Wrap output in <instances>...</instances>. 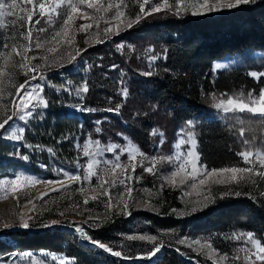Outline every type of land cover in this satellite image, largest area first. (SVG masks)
<instances>
[{"label": "rangeland", "instance_id": "1", "mask_svg": "<svg viewBox=\"0 0 264 264\" xmlns=\"http://www.w3.org/2000/svg\"><path fill=\"white\" fill-rule=\"evenodd\" d=\"M6 2L10 4L12 0H7ZM103 2L106 5L109 0H103ZM112 2L118 3L119 0H112ZM140 2H142V0H123L124 7L121 10L124 12V16L122 17L123 23L120 25L123 30L120 31L118 36H112L110 39L108 34L104 32V27L106 23L111 24L113 26L112 30L115 31L116 21L113 18L114 12L96 13L82 5V11L88 12L89 15L84 19H74L73 23L70 25L67 39H70L72 43H65L66 38L61 37L59 44L55 41L48 42L45 43L44 47L41 49H36L33 46V50L29 51L27 55L29 58L35 56L37 59H30L26 62L27 66L24 68L20 67V63L24 62L21 56L13 52L12 49L13 46H15L18 51H22L23 48L27 46V41L20 39L21 32H25L26 34L27 21L26 19L23 22L19 20L20 16L26 17V12L21 10L25 6L21 4V0H17L18 6L11 10L13 14L0 17V36L4 40L3 45L0 47V121L5 117V113L9 115L12 114V99L16 95V90L26 79H30L32 74L31 69L37 65H39L37 72L43 74L48 82L44 85L41 95L44 99L51 102V106L47 108L45 118L42 121L37 119L28 123L23 134V141L16 142L0 138V141L4 144L10 142L13 149L17 148L19 151L26 148L23 146L24 144L40 146L35 151L31 152L26 148L27 151H25V154L29 155V160L20 161L17 164L16 170L6 169L5 172L7 173L0 176V181H3V183H0V228H2L4 224L15 225L19 223L21 217L28 219L29 217L37 216L41 217L44 222H49L54 219L83 222L90 218H99L103 223L105 220L111 218L113 214H119L125 204L127 205L125 211L131 214L137 212L159 214L162 211L169 212L172 208H175L178 211L174 216L186 217L197 213L186 215L187 212L191 211L190 205L202 207V204L197 203V201H202L204 197L198 196L197 192L203 191L204 195H209L218 202L227 198H237L232 195L237 191L242 193L241 196L248 195L251 197L257 190L264 189V179L256 176L255 173L250 177L246 174H238V182L232 183L224 182L226 179H230L231 174L218 173L211 178L198 175L196 180H188L185 185H179V180L184 175L182 173L181 177L175 178L176 185L179 186L173 185L171 173L179 164V161L176 160V156L182 153L183 158H187V150L191 141L177 148L175 147L179 142L177 132L181 129L178 125H170L162 131H158L156 128H153V122L150 125L147 122L148 116H150L151 113V108H155L156 105H151V102L148 101L146 95H144L142 83L145 82L144 80H146L147 77L140 73L151 70L155 73L153 75L154 77L162 80L158 73L166 69L168 72H172V68L166 65L164 59L151 62L152 67L150 68V57L152 55H163L164 51L159 49L157 43H151L150 38L145 35L139 37L141 40L140 42L134 40H121L124 32L128 30L125 29V25L128 22H132L134 26L136 23V14L139 12ZM169 2L172 3L173 0H169ZM191 2L192 0H189V12L181 16H188L192 21L202 20L208 16L229 11L225 9L205 16H192L190 7ZM211 2H215V0H211ZM61 10H64L63 6ZM161 15L164 14L154 15L142 21L155 20ZM34 19L40 20V23L35 25L32 29L34 39L36 37L37 28H47L49 36L64 30L63 20L65 17L58 16L55 13H50L43 18L34 17ZM21 23H24L25 27H19ZM85 23L91 25L87 31L81 30L80 28V25ZM134 34V31H132V38H135ZM5 44L8 45L7 48L4 47ZM121 44L126 45V47L118 48L117 46ZM49 47H57L59 50L57 53H49L46 51ZM149 48H152L153 51L149 52ZM78 49H87V51L83 53V59H81L77 65H69L64 69H59L57 65L56 70L47 69L43 57H47L49 63L56 60L58 63L66 64L68 57L74 55ZM216 63L227 64L225 61L214 60L211 68L212 71L219 72L229 68L214 69ZM13 65H15V67H13ZM113 65L116 66L115 69H113ZM85 69H87V71H85ZM251 71L262 72L264 69H251L244 74L247 75V73ZM121 73H124L123 85L121 84ZM248 77L252 78L250 76ZM252 79L256 84L261 81H257L255 78ZM68 81H71L75 87H80L87 82L89 92L84 97L83 105L87 108H96L101 111L96 113H82L68 107V105H78L81 103L80 100L75 97L74 91L72 95L63 91L57 92V89L68 87ZM33 83H39V81H33ZM122 86L127 88L128 96L126 99H123L121 95L117 94ZM242 88L244 91L237 96L227 95L225 92L219 94L211 93L205 96L204 102L215 106L220 100H226L228 96H231L233 99H240L242 96L246 97L248 92H253L254 95H258L259 90L264 88V84L258 89L255 85L249 88V90H245L248 87ZM245 102H248L247 99H245ZM117 106L120 107L119 114L102 111L107 108L115 109ZM62 108L68 110L70 114L80 117L87 116V119L90 121L89 126L82 124L80 127L81 129L79 128L80 130H75L72 126H67L64 132L66 135H60L58 139L59 142L63 140L62 138L64 136L72 137L70 140L73 143L72 149L68 148L67 151L57 150L55 147L43 143V134L41 136L35 135L36 138L31 137V139L27 137L26 134L28 130L34 127L38 130L44 125L49 110L53 109L57 112L58 110L61 111ZM41 110L43 111L42 108ZM97 120L104 121L99 125L102 129L101 133L95 131L96 125L94 121ZM23 126V122L14 121L13 128L9 129L7 135H10L12 131H16L19 127ZM160 133L163 134L162 137L159 135ZM137 134L146 137V141L139 139L140 137H138ZM189 134L192 135V139L195 141L196 147L194 150L199 155L200 162L207 165L202 156L200 141L195 134L184 133V138L187 140ZM52 135L54 137H52ZM47 136L52 142L57 138L56 133H52V131H48ZM161 139L164 141L163 144H160ZM97 140L100 141L99 146L95 143ZM110 143L120 145L121 148L138 149L139 153H143V156L139 154L136 155L135 163L137 164V168L135 174H132L130 171L124 172L121 169H117V173L120 174L121 178H123L124 175L132 177L127 181V184L132 187L133 191L129 194L125 192L123 186L118 189H113L111 192V206L108 207L106 206V202L109 200V197L101 195L103 189L100 185L102 181L112 179L113 174L111 173V166L104 165L103 163L95 165L93 171L97 172L98 175L93 176L90 180H84L83 177L86 175V164L89 160L113 159L111 153L102 152V149ZM77 145H79V147H77ZM158 145L159 147H157ZM12 147H8L7 150L10 151ZM48 148L53 149L54 155L47 151ZM85 150H87L90 155L84 156L83 153ZM250 152L255 154L259 151ZM153 157H155L154 162L152 160ZM236 158L237 163L229 167L248 166L239 156ZM253 159H255V156H253ZM127 160L128 153L121 154L120 161L123 163ZM77 162L85 166L80 169V181L74 183L59 174V169L61 168L70 173H75ZM153 163V173L143 171V166L153 165ZM41 164L46 165L47 170L40 167ZM208 169L211 168L208 167ZM190 170L191 165L189 164L186 171ZM17 175L21 176V188L13 192L9 181ZM137 176L140 177L139 180L136 179ZM28 177L43 180L59 179L65 187L61 188L60 184L48 185L45 183L29 185L26 182ZM240 177L243 178L240 179ZM200 178L206 179V187L201 188L198 186L196 190H192L190 187L191 183L198 184ZM218 180L220 182H217ZM81 189L83 190L81 191ZM188 191H191L192 194L190 196L184 195V193ZM175 192L178 194V198L181 202L180 206H174L167 201V197L169 196L167 193L172 194ZM93 196H99V200L91 199ZM85 199H88L87 205L84 204ZM211 205L213 204H210L208 207ZM60 212H64L66 215L61 217L59 216ZM57 227L73 233L72 228L65 224H57L51 228ZM15 230L35 232L43 231L44 229H24L15 227L6 230L4 233H0V257L5 258L4 264H7L8 259L12 257L13 253L19 254L24 252H31L37 256V258H45L42 257L41 254L48 253L55 254L57 257L65 256L68 259H73L63 253L45 249H21L18 247L17 242L10 237V234ZM141 235L146 236L145 234H131L130 236ZM181 239L185 240V243L182 245L196 254L209 258L216 264H236V262L237 264H250L249 261L245 260V251L241 259L236 260V262L231 259L233 256L230 255H228V260H220L219 256L224 253L220 252L209 240L201 237H182ZM197 240L200 241V244L194 243ZM99 241L103 242L102 240ZM4 242L10 245L9 252H3L2 244ZM80 242L91 246L87 241ZM208 244L211 245L210 248L206 246ZM94 249L102 252L99 249ZM47 260L48 264H59V260L51 261L50 255L47 257ZM13 264H30V260L27 258L16 259Z\"/></svg>", "mask_w": 264, "mask_h": 264}, {"label": "trees", "instance_id": "2", "mask_svg": "<svg viewBox=\"0 0 264 264\" xmlns=\"http://www.w3.org/2000/svg\"><path fill=\"white\" fill-rule=\"evenodd\" d=\"M132 31L135 38H132ZM141 35L150 38L151 43H157L160 50H167L165 63L172 68V72L166 69L158 73L162 80L151 76L142 83L147 100L156 105L148 116L149 125L153 122V128L162 131L176 124L183 127L185 134L194 133L209 168L235 165L237 154L242 151L264 153V116L247 112L224 114L222 109L204 102L205 96L211 93L237 96L244 91L242 87L249 90L255 85L258 89L264 84V80L256 84L244 74L251 69H264V0L202 20L161 15L155 20L135 23L124 32L121 40L140 42ZM3 42L0 36V47ZM214 60L232 63L228 69L217 72L211 69ZM189 120L194 122L193 128L186 127ZM82 124L89 126L87 116L70 114L65 108L57 112L51 109L44 125L38 130L35 127L28 130L26 135L31 139L43 134V143L67 151L73 148V143L70 140L59 142L60 135H66L67 126L78 130ZM48 131L56 133L54 142L48 138ZM137 136L143 141L147 139ZM8 147H12L10 142L0 141V176L7 173L6 169L16 170L17 164L23 161L14 155L17 148L8 151ZM25 151L27 149L23 148L19 152L23 155ZM262 192L264 189L257 190L251 197L227 198L186 217L167 215L168 211L159 214L137 212L129 216L113 214L102 227L90 230V235L113 250L121 251L122 256L137 257L151 250L152 245L147 241L127 240L131 234L156 236L157 243L167 245L157 256L138 261V264H216L180 244L178 241L182 237L207 239L220 252L233 257L238 255L241 259L243 249L250 248L251 244L244 238L236 240L234 235L252 232L264 243ZM167 194V201L174 206L181 205L176 192ZM73 236L70 231L58 227L35 232L15 230L10 234L21 249L63 253L74 258L76 264H131L99 252ZM9 246L4 242L3 252H9Z\"/></svg>", "mask_w": 264, "mask_h": 264}, {"label": "snow or ice", "instance_id": "3", "mask_svg": "<svg viewBox=\"0 0 264 264\" xmlns=\"http://www.w3.org/2000/svg\"><path fill=\"white\" fill-rule=\"evenodd\" d=\"M256 3V0H215V2H211V0H192L191 2V15L192 16H205L209 15L215 12H220L225 9H234L242 5H249ZM21 4L24 5L21 10L26 12L25 16H20L19 20L23 22L25 19L27 21V28H26V34L25 32L20 33V39L27 41V46L23 48L22 51H18L15 46H13L12 51L15 52L17 55H20L22 58V61L20 63V67L24 68L27 66V63L30 59H37V57H31L29 58L27 53L29 51L33 50V46L36 49H41L44 47L45 43L55 41L57 44L60 43V38H66L65 43L71 44L72 41L70 39H67L68 37V29L70 25L73 23L74 19L80 18L84 19L86 18L89 13L82 11L81 6H86L87 9H91L96 13H107L109 11L114 12L113 18L116 21L115 31L112 30V25L106 23V26L104 27V32L108 34L109 39L112 36H118L121 29L120 25L123 23L122 17L124 16V12L121 10L124 7L123 0H119L118 3L112 2V0H109V2L105 5L103 0H21ZM219 5V6H218ZM17 0H12V2L9 4L6 2V0H0V17L13 14L11 10L15 7H17ZM30 6V7H27ZM63 6V11L61 10V7ZM147 6V7H146ZM189 12V0H173L172 3L169 2V0H142V2L139 3V12L136 14V23L141 22L145 18H150L154 15H158L163 13L164 15H175L177 17L181 16L182 14H186ZM50 13H55L58 16H63L65 19L63 20V28L64 30L62 32H56L55 35L49 36L48 35V29L47 28H37L36 29V37L33 38V27L35 25H38L40 23L39 19H34V17H45L46 15ZM15 23V21H14ZM19 27H25L24 23H21ZM90 24H81L80 28L81 30L87 31L88 28H90ZM133 27L132 22H128L125 25V29H131ZM103 42V41H101ZM5 48L8 47L7 44L4 45ZM118 48L126 47V45H118ZM57 47H49L46 49L49 53H57L58 52ZM87 49H78L74 55H71L67 59V63H58L56 60H53L51 63L48 62L47 57H43L45 64L47 66L48 70H56V67L58 65L59 69H64L69 65H77L81 59H83V53L86 52ZM149 52H152L153 49L149 48ZM158 59H167V50L164 51L163 55H152L150 57V68L152 67L151 62H154ZM232 63V61L229 62V64ZM229 64H221L216 63L214 65V69H222V68H228ZM15 67V65H13ZM39 65L31 69V76L30 79H26L23 84L19 85V88L16 90V95L12 99V105H13V111L12 114L5 113V117L0 121V138L3 139H9L16 142H21L24 139V132L28 126V123L33 120H40L42 121L45 118V112L47 108L49 107V101L44 99V97L41 95L43 92L44 85H46L48 82L43 74H40L37 72V68ZM113 69H115V65L112 66ZM87 71V69H85ZM141 75L145 77H151L155 73L151 70L145 71L143 73H140ZM63 75V74H61ZM248 76L255 78L257 81L264 80V71L262 72H256L251 71L247 73ZM123 76L124 73H121V84L123 85ZM33 81H39V83H33ZM68 87L64 89H57V92H67L69 95H72L73 91L75 93V97L80 100V104L78 105H68V107L72 108L73 110L77 112L82 113H96L98 111H101L100 109L96 108H87L83 105V100L85 95L89 92V87L87 82H85L80 87H75L71 81L67 82ZM118 95H121L123 99H126L128 96L127 88L121 87ZM245 99H247V103L245 102ZM111 102V101H110ZM43 109V111L41 110ZM216 109H222L224 114L228 113H251L254 115H260L264 116V88H261L259 90L258 95H254L253 92H248L246 97H241L240 99H233L231 96H228L226 100H220L219 103L215 105ZM102 111L105 112H115L116 114H119L120 107L117 106L115 109L113 108H107ZM14 121L23 122V127H19L18 130L12 131L10 135H7L9 133V129L13 128ZM104 121L97 120L94 121L96 128L95 131L97 133H101L102 129L99 127L101 123ZM194 122L192 120H189L186 122V127L193 128ZM156 134V133H154ZM162 137V133H160ZM177 136L179 137V142L175 147L179 148L181 146H184L189 141H191V144L187 150V158H183V154H178L176 156V160L179 161L178 166L175 168L174 171H172L171 176L173 177V185L179 186V185H185L188 180H196L197 176L211 178L215 174L222 173V174H231L230 179H226L224 182L232 183V182H238V174H246L247 176H252L253 173H255L256 176L260 177L261 179H264V153L258 152V153H252L250 151H242L239 152L237 155L241 158V160L248 166L246 167H224V168H211L208 169L207 165L200 162V157L197 154V152L194 150L196 147L195 141L192 139V135L189 134L187 137V140L184 138V129L183 127L178 130ZM63 140H71L72 137L70 136H64L62 138ZM126 139V138H125ZM97 146L100 145V141H95ZM164 141L161 139L160 144H163ZM24 147L28 148L29 151H35L40 146L36 145L33 146L31 144H24ZM79 147V145H77ZM159 147V145L157 146ZM47 151L50 154L54 155L53 149L48 148ZM103 153H111L113 155L112 160L108 159H92L89 160L86 164V175L83 177L84 180H90L93 176H97L98 173L93 171V168L95 165H100L103 163L104 165H110L111 166V173L113 174V177L111 180H104L101 182L100 187L103 189L101 195L108 196L109 200L106 202V206H111V192L113 189H118L119 187L123 186L125 192L131 193L133 191L132 187L127 184V181L130 180L132 177L129 175H124L123 178H121L120 174L117 173V169H121L124 172L130 171L132 174L136 173L137 164L135 163L136 155L139 154L143 156V153H139L138 149L132 148L129 149L127 147L121 148L120 145L117 144H108L106 147L102 149ZM128 153V160L125 162L120 161L121 154ZM84 156L90 155V153L85 150ZM14 155L24 161L29 160V155H21L19 152V149L14 153ZM253 156H255V159H253ZM153 162L155 160V157L152 158ZM191 165V170L186 171L187 166ZM40 167L45 168L47 170V166L44 164H41ZM81 167H85L79 164L77 162L76 165V172L70 173L67 170L61 168L59 169V174L63 175L65 178L71 180L72 182H78L81 180L80 175V169ZM154 170V163L153 165L149 166H143V171L147 173H153ZM184 174L181 177V174ZM181 177L179 180V185H176L175 178ZM243 177H240L242 179ZM137 180L140 179L139 176L136 177ZM27 184H36V183H45L48 185L51 184H60L61 188L65 187V185L62 183L61 180H43V179H37L34 177H28L27 178ZM217 182H220L219 180ZM0 183H3V181H0ZM12 187V191L16 192L18 189L21 188V176L17 175L13 179L9 181ZM205 188L206 187V179L200 178L199 183H191V189L196 190L197 188ZM55 190V189H54ZM83 189H81L82 191ZM192 192L188 191L185 192L184 195H191ZM198 196H203L202 201H197V203L202 204V207H197L196 205H190L191 211L187 212L186 215H192L193 213H196L198 211H202L204 208H207L210 204L216 203V200L212 198L209 195H204V192H197ZM232 195L235 197H240L242 195L241 192H235ZM261 195H264L262 193ZM93 200H99V196H93L91 197ZM84 204H88V199L84 200ZM127 205H124V208L120 211V215H130L131 213L126 212ZM177 209L172 208L167 215H176ZM66 214L64 212H60L59 216L63 217ZM57 224H65L72 228L74 233V238H76L78 241H87L93 248L101 250L105 254H110L113 257L116 258H122L123 261H130L131 264H138V261L141 260H150L152 257L157 256L163 248L167 247V245H164L162 243H157V237L156 236H129L127 237V240H141V241H147L151 243L152 247L151 250L148 251L145 255L140 257H130L129 255H123L121 251H114L113 247L95 239L92 235H90V230L98 229L102 227V222L99 220V218H90L88 220H85L83 222H77V221H68L63 219H54L49 222H44L41 217H29L28 219H24L21 217L20 222L15 225H9L4 224L2 228H0V233H4L6 230L10 228L20 227L24 229H47L51 228L54 225ZM227 238V237H226ZM234 238L236 240H240L244 238L246 240V243L250 242L251 248L245 247L243 251H245V260L249 261L250 264H264V243L258 238H256L255 234L252 232L248 233H240L239 235H234ZM180 244H184L185 240L181 239L178 241ZM195 244H200V241L197 240L194 242ZM207 247H211L210 244L206 245ZM176 251L179 253V248H176ZM50 255L51 261H57L59 260V264H76V260L68 259L65 256L57 257L55 254H48V253H42L41 256L45 258H37L33 253L31 252H24V253H13L12 257L8 259L7 264H13V262L16 259H29L30 264H48L47 257ZM254 257V259H253ZM4 257H0V264H4ZM220 260H228V254L224 253L219 256ZM233 261L239 260L240 257L238 255L231 258Z\"/></svg>", "mask_w": 264, "mask_h": 264}]
</instances>
